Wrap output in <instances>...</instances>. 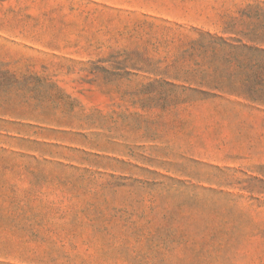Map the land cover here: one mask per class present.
<instances>
[{"label": "rangeland", "instance_id": "1", "mask_svg": "<svg viewBox=\"0 0 264 264\" xmlns=\"http://www.w3.org/2000/svg\"><path fill=\"white\" fill-rule=\"evenodd\" d=\"M0 264H264V0H0Z\"/></svg>", "mask_w": 264, "mask_h": 264}, {"label": "trees", "instance_id": "2", "mask_svg": "<svg viewBox=\"0 0 264 264\" xmlns=\"http://www.w3.org/2000/svg\"><path fill=\"white\" fill-rule=\"evenodd\" d=\"M239 64H242L243 65V68H245V69H248V70H250L249 68H255L254 70H255V74L257 73V72H259V71H257V69L256 68H260V67H258L256 64H262V61H249V60H247V61H237ZM244 62H248V64H244ZM256 65V66H255Z\"/></svg>", "mask_w": 264, "mask_h": 264}]
</instances>
